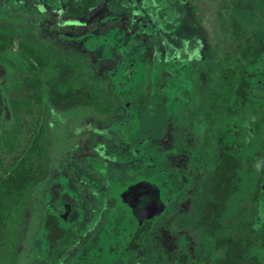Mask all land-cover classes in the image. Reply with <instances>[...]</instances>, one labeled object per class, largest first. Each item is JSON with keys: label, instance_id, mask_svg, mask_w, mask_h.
<instances>
[{"label": "flooded vegetation", "instance_id": "obj_1", "mask_svg": "<svg viewBox=\"0 0 264 264\" xmlns=\"http://www.w3.org/2000/svg\"><path fill=\"white\" fill-rule=\"evenodd\" d=\"M212 1L0 0V29L11 39L0 47L8 155L0 177L32 176L26 194L4 202L0 264H264V223L252 230L264 204V145L247 146L246 111L228 105L243 52L251 37L262 40L254 12L262 0H218L221 11ZM16 14L47 24L42 39L15 44ZM252 22L244 39L241 26ZM225 34L245 40L236 66L226 65L228 51L218 56ZM255 71L252 93L263 100L264 55ZM176 99L187 107L185 127L172 129L165 106L150 118L155 101ZM234 144L247 147L222 194L223 155ZM167 219L169 230L160 225Z\"/></svg>", "mask_w": 264, "mask_h": 264}, {"label": "trees", "instance_id": "obj_2", "mask_svg": "<svg viewBox=\"0 0 264 264\" xmlns=\"http://www.w3.org/2000/svg\"><path fill=\"white\" fill-rule=\"evenodd\" d=\"M10 1L12 2L13 0ZM14 1L18 2V0H14ZM263 3L264 0H262L261 3L262 7L259 8L258 6H256L254 12H256L255 15L263 17L264 19ZM241 17L244 20H247L245 19V15H242ZM260 23L261 22H257L256 27L251 30L252 33L255 34L256 32H259L260 25H262ZM234 26L237 32L239 25L235 22ZM261 37L262 40H257L258 38L257 36H255V38L251 37V40L248 43L246 51L243 52V57L245 59V62L241 63L240 67L236 70L237 72L235 71V80H236L235 89L233 90L232 96L230 97V102L228 103L229 108H234V110L237 113H244L246 111L245 118L248 119L250 129L252 131V134L249 135V131L247 130V127L245 129L246 130L245 141H247L246 143L247 146L248 144L254 145L255 142L264 145V114H259L260 111L258 109L264 105V101H263L264 95L262 96L263 97L262 100L261 98L257 99L255 95L252 93V89L255 86H257V83L260 78V74L255 71V68L259 59L262 58L264 55V32L263 34H261ZM10 43H11V39L9 38V35L6 33V29L5 28L0 29V47L8 46L10 45ZM254 43H256V46ZM260 46L262 47V52L254 56L256 47L258 48ZM60 92L61 91H59V94ZM247 113H249L250 116ZM225 142H223V144L226 145ZM247 146H243L242 144L240 146L234 144L231 150H229L228 152L225 150L223 155L225 164H222L221 167L222 173L220 175L222 181V182L220 181V187H222L221 188L222 194H225V192L227 191L229 192V190L227 189V185L233 182L232 176L237 175V169H238L237 167H239L236 164L238 163L236 161L238 160L237 153L244 151ZM33 152L34 150L32 149L30 153ZM262 157L264 160V156ZM232 160L234 162H232ZM252 174L250 176H252ZM258 175L259 173L257 174V176ZM31 179H32L31 174L29 172H23L22 170L16 171L14 174H10L7 178L0 177V223L4 222V211L6 207V204L4 202L6 200L10 201L12 199H16V200L20 199L21 196L26 194L27 187L28 184L31 182ZM230 200H232V198ZM258 207H259L258 223L252 227V230L255 231L259 230L264 223V204L258 203ZM255 220H257V218Z\"/></svg>", "mask_w": 264, "mask_h": 264}, {"label": "rangeland", "instance_id": "obj_3", "mask_svg": "<svg viewBox=\"0 0 264 264\" xmlns=\"http://www.w3.org/2000/svg\"><path fill=\"white\" fill-rule=\"evenodd\" d=\"M213 1H214V3L218 2L217 5H219V10L221 11L223 9V7L220 6V4H219L220 2L218 0H213ZM231 6L229 7V5H227L228 11H230ZM38 16L39 15L37 14V17ZM15 17H16V23L11 24L13 26L14 34L16 33V35L14 37V43L15 44H17L18 41L21 40V39L27 40L29 42H32L33 41L32 38H34L33 36H35V35H38V37H40V39H42V37H43L42 31L49 27L47 24L44 26L40 21L39 22H35L36 20H33V22H35L34 24L33 23H29L24 16H21L19 14L18 15L16 14ZM220 25H222V21H220ZM253 25L254 24L252 22V23L245 24V25L241 26V31L243 32V38L244 39L246 37L248 38V36H249V31L246 32V29H251L253 27ZM226 37L227 36L225 34L224 37L219 39V44L216 47L218 49V53H219L218 56H219L220 59H222V57H224L223 56L224 52L228 51V53L230 54V57H229L228 62H225L226 65L227 66H233V65L236 66L242 60L241 52L244 50L245 40L244 39L242 40V39H240V37H237V36H235V38L232 37V36H229V35H228L229 38H226ZM44 41H45V39H44ZM6 54L14 55L13 51H6ZM200 64L201 63L195 64L196 65L195 69L192 71V73H194V76H193V82L194 83L193 84L196 83V85L201 83V82L199 83L200 74L198 73V70H201V65ZM49 73H50L49 71L46 72V76H48ZM77 86H78V84H76V86L74 88L76 89ZM153 100H157L156 95L153 96ZM161 103L162 102H157V101L154 102V106H152V108L150 110V118L153 117V116H156V118L162 116V113H163L162 106H165L164 107L165 108V112L168 113V115H170L171 117L175 118V119L172 118V122L174 124H176L175 127H173L172 129L178 130V129H182V128H177V127H185L186 124H185V122H183V120L185 121V119H186L185 113L187 112V107H185V105H179V102L177 101V99H176V101L169 102L167 105H165V103H162V105H161ZM4 110L6 112V109H4ZM4 114L2 115L0 121H3V119L5 118ZM22 118L24 119V125L28 126L29 123L25 124V121L26 122H28V120L30 121V119H33V116H31L29 113H26V114L22 115ZM89 119L92 120V117H89ZM158 120L161 121L160 118L155 120V123H154L155 124V128H156V126L160 127V125H161V123H159ZM97 121H98V119H97ZM76 124L77 123H73L72 125L75 126ZM78 124L81 125V122H79ZM0 125L2 126V128L7 126V124H3V122L0 123ZM74 126H72V127H74ZM58 127L59 126L55 125L54 127H51V130H50V134H49V152L51 154H53V151L57 148L56 142H57V138L59 136L57 134L58 133V131H57ZM0 131H2L1 128H0ZM155 135H157V134H155ZM176 135H180V132L176 133ZM25 138H26V134L25 133H21L20 136L17 137V139H18V141H20V143H24ZM170 140L171 139H169V141ZM173 141H176V140L172 139V141H170V142H173ZM16 147L18 149L19 145L15 146V150H16ZM5 156H8V155H5V147H3V148H1V151H0V161H1L0 162V175L2 174V168L4 167L3 166V162L7 161V158L4 159L5 161L1 160ZM245 186H246V184H242L240 191ZM34 198H35L34 194H32L31 197L26 199L27 208L31 206V202H32V200ZM32 203H33L32 205H34V202H32ZM18 208H19V206H18ZM227 217H229V212H227L226 216L223 215V220L225 222L227 221ZM160 225L161 226L163 225V227L166 230H169V226H170L169 219L162 221L160 223ZM156 233H158L159 237H161L162 233L159 230V228H157Z\"/></svg>", "mask_w": 264, "mask_h": 264}]
</instances>
